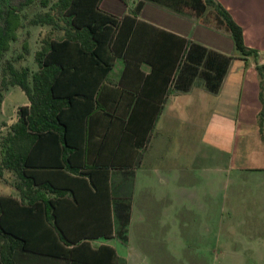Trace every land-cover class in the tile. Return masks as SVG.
<instances>
[{"label": "crops", "instance_id": "obj_1", "mask_svg": "<svg viewBox=\"0 0 264 264\" xmlns=\"http://www.w3.org/2000/svg\"><path fill=\"white\" fill-rule=\"evenodd\" d=\"M218 1L256 58L242 55L229 33L151 0H85L80 26L93 23L94 9L104 13L97 45L85 47L62 26L52 32L56 96L68 101L65 138L46 132L30 147L25 169L33 189L43 186L32 204L20 199L12 172L0 173V214L16 238L12 264H65V251L90 237L92 247L109 245L126 264L115 243L129 239L134 216L178 225L168 217L181 208L187 226L196 207L204 215L221 210L228 183L252 174L264 187V86L256 68L264 65V0ZM17 106L29 100L14 85L2 98V114H11L2 127L18 119ZM215 222L201 231L221 229ZM22 240L26 248L13 243Z\"/></svg>", "mask_w": 264, "mask_h": 264}, {"label": "trees", "instance_id": "obj_2", "mask_svg": "<svg viewBox=\"0 0 264 264\" xmlns=\"http://www.w3.org/2000/svg\"><path fill=\"white\" fill-rule=\"evenodd\" d=\"M34 0H21L19 3L6 4L0 8V91H6L10 86L18 85L26 94L29 106H20L18 119L11 123L0 137V173L2 170L12 172L17 178L14 185L18 190L20 199L32 204L36 198H42L43 186L33 189V179H29L26 171L28 165V153L37 137L51 131H59L65 138L66 127L61 117L63 107L68 103L56 96L59 69L50 64L51 52L57 47V40L51 39L54 30L63 27L66 35L73 39H79L85 47L99 44L101 39L96 37L95 28L103 24L99 18L104 13L94 9L89 13L94 19L93 23L78 24L85 20L88 14L85 0H37L45 10L33 14L27 19L29 24H49L47 31L40 40V45L33 54V63L38 67L31 69L28 65L17 67L16 61L23 56L29 55L28 32L21 40V51L13 58L6 59V52L11 46V41L18 38V29L23 26L22 18L25 16L20 10L25 4ZM125 1V0H124ZM178 13L194 17L200 23L229 33L234 41L235 47L244 56L257 57V50L244 43L242 27L238 24L228 10L218 0H151ZM99 16V17H98ZM61 21L63 24H61ZM106 22H113L115 18L106 16ZM78 22V23H77ZM105 22V23H106ZM107 27L102 26L101 31ZM92 39L88 43V40ZM95 40V41H94ZM95 51H93V54ZM99 59V58H98ZM260 84L264 86V65H258ZM2 94L0 92V103ZM31 178V177H30ZM47 203L51 201L47 200ZM3 200L0 198V212ZM36 206V205H34ZM5 215L0 214V264H12L11 242L16 238L9 228L5 226L8 222L3 221ZM54 216L47 217L51 220ZM56 218V217H55ZM60 237L67 244H74L61 233ZM83 240L65 251V264H116V255L113 247L105 244L97 248L91 246L90 240ZM20 248H26L24 241L19 244ZM15 247V246H14ZM13 247V248H14Z\"/></svg>", "mask_w": 264, "mask_h": 264}, {"label": "rangeland", "instance_id": "obj_3", "mask_svg": "<svg viewBox=\"0 0 264 264\" xmlns=\"http://www.w3.org/2000/svg\"><path fill=\"white\" fill-rule=\"evenodd\" d=\"M20 1L0 0V8L6 4L15 5ZM45 9L46 7L34 0L20 10L25 15L22 18L23 26L18 29V38L11 41L6 59L13 60L21 51V40L26 32L30 54L16 61L17 67L33 66L34 51L39 47L41 37L51 27L49 24H29L27 19ZM1 65L0 62V72ZM0 92L3 98L6 91ZM18 98H21V94L17 90L12 99L17 101ZM1 104L2 100L0 137L7 130L2 126L11 117L9 112L2 114ZM7 104H11V98L7 100ZM263 195L264 187L255 186L254 176L247 174L238 185L227 184L221 210H215L212 206L211 213L204 215V211L196 207L195 222L187 223V226H183L181 222L186 217L181 208L172 209L175 215L168 217L169 220L177 219L178 225L173 221L167 226L157 227L151 225L150 217L145 221L144 215L140 220L134 216L129 239L125 240L124 244L115 243V248L126 260V264H264V226L260 224V221H264V199L251 198ZM216 212L219 216L215 215ZM210 220L214 223L220 221L221 229L202 232V224H208ZM229 223H233V228L227 226ZM142 227L146 228L145 232H140ZM116 264L125 263L117 260Z\"/></svg>", "mask_w": 264, "mask_h": 264}, {"label": "built area", "instance_id": "obj_4", "mask_svg": "<svg viewBox=\"0 0 264 264\" xmlns=\"http://www.w3.org/2000/svg\"><path fill=\"white\" fill-rule=\"evenodd\" d=\"M18 109H19V106H17V107L15 108L16 113H18Z\"/></svg>", "mask_w": 264, "mask_h": 264}]
</instances>
